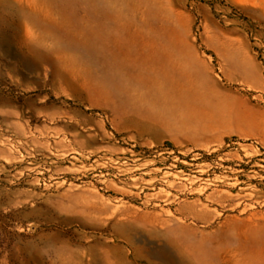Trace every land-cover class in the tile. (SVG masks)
Here are the masks:
<instances>
[{"label": "rangeland", "instance_id": "obj_1", "mask_svg": "<svg viewBox=\"0 0 264 264\" xmlns=\"http://www.w3.org/2000/svg\"><path fill=\"white\" fill-rule=\"evenodd\" d=\"M0 264H264V0H0Z\"/></svg>", "mask_w": 264, "mask_h": 264}]
</instances>
